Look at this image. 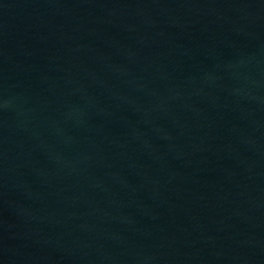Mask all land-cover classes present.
<instances>
[{
    "label": "water",
    "instance_id": "1",
    "mask_svg": "<svg viewBox=\"0 0 264 264\" xmlns=\"http://www.w3.org/2000/svg\"><path fill=\"white\" fill-rule=\"evenodd\" d=\"M0 264H264V0H0Z\"/></svg>",
    "mask_w": 264,
    "mask_h": 264
}]
</instances>
